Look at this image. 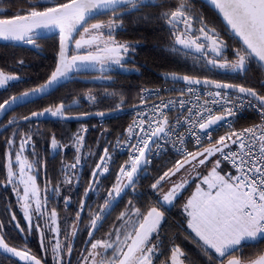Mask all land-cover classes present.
Returning a JSON list of instances; mask_svg holds the SVG:
<instances>
[{
	"label": "snow or ice",
	"instance_id": "6c2138e0",
	"mask_svg": "<svg viewBox=\"0 0 264 264\" xmlns=\"http://www.w3.org/2000/svg\"><path fill=\"white\" fill-rule=\"evenodd\" d=\"M209 2L226 21L231 33L241 41L240 47L233 50L235 58H228L225 54L227 43L214 27H209L202 15L194 14L188 0L155 5L166 8L157 19L169 26L174 41L172 51L185 55L196 54L198 60L204 61L205 67L231 73L245 72L252 60L264 64V0ZM29 5L28 8L19 9L10 19L0 18V40L23 42L37 48V41L43 33L55 32L59 37L57 63L44 84L0 103V113L9 111L19 103L28 102L30 98L47 94L55 86L81 72L95 71L101 74V78L111 79L105 74L117 67L124 69L126 57L130 50L134 51V46L117 41L113 33L123 27L124 16L144 6V0H29ZM100 16L108 18L99 19ZM18 79V76L0 70V87ZM165 79L182 82L185 87L173 89L180 93L176 101L165 103L161 100L159 104H152L149 111L138 113L125 130L127 140L121 142L120 146L128 152L129 159L120 165L115 183L107 190L103 204L91 217L88 240L85 241L90 244V248L84 249L78 264H154V258L161 248L159 228L165 219V211L162 209L173 206L192 180L191 175H181L182 170H186V166L195 170L201 166L206 167L208 163H212L211 169L206 175L196 173L199 183L183 205L186 226L194 234V242L207 258V264H264V249L254 250L252 254L244 251L246 244L264 240V95L252 87L208 77L169 73ZM198 87L206 90L203 99L195 92ZM185 93L189 96L196 94V100L186 101ZM152 95H159V90H141V105L144 108L149 107L145 100ZM88 98L93 101L96 99L90 93ZM120 99L123 102L122 96ZM249 106L257 109L261 123L240 130L232 129L212 141L211 130L214 127L223 124L231 129L230 122ZM70 107L60 103L54 108L32 111L20 119L25 122L44 116L80 119V116L67 115ZM177 107L180 116L172 124L167 111ZM96 115L103 117L106 113L99 112ZM19 122L14 117L4 127L16 126ZM181 128H184V132L180 131ZM86 131L81 129V132ZM18 134L19 149L15 151V159H12ZM188 136L199 146L197 151L185 148ZM203 136L208 139V147L202 146ZM83 141L82 134L74 137L78 155L75 163L65 166L64 184L71 185L74 178L78 179L76 170L83 166L79 155ZM5 142L9 150L6 153L7 184L4 186H13L28 232L35 227L41 235V247L45 248V230L58 237L61 229L55 208L47 211L48 186H45L42 198L36 175L32 174L40 161H29L23 156L26 147L32 144V136L14 128L12 136ZM168 145L181 159L176 160L172 167L163 171L151 184V189L158 193L156 204L145 214L132 201H128L125 211L120 213L104 237L95 239V233L103 226L114 204L126 190L135 191L141 174L151 164L152 156L165 151ZM233 145L237 146L236 150H233ZM59 146L53 136L51 148L55 150ZM32 155L35 157L37 154L33 151ZM112 158L109 148L105 147L99 162L92 169V179L85 189L84 199L79 201L80 210L76 212L71 232L65 237L66 242L61 244L57 239L52 247L53 264H71L74 251L71 241L78 234L81 213L87 206L86 198L89 191L99 190L100 177L109 173ZM224 161L230 162L235 174L231 171L221 174ZM14 165L17 166L15 169ZM178 175H181L179 180L176 179ZM164 184L170 185L166 191L163 190ZM51 192L53 196H58L60 185L53 187ZM70 202V197H65L66 207ZM34 216L36 221L44 220L43 228L40 223L33 221ZM11 221L18 231H25L15 213L11 215ZM4 228L5 224L0 222V250L18 257L24 264H42V260L31 254L26 245L23 249L10 246L6 242ZM185 259V252L179 245L173 244L170 260L162 264H185Z\"/></svg>",
	"mask_w": 264,
	"mask_h": 264
},
{
	"label": "trees",
	"instance_id": "16d2710c",
	"mask_svg": "<svg viewBox=\"0 0 264 264\" xmlns=\"http://www.w3.org/2000/svg\"><path fill=\"white\" fill-rule=\"evenodd\" d=\"M5 3L0 5V9H8L15 12L22 0H4ZM25 2V0H23ZM174 0H148L139 11H133L130 15L122 18L123 27L117 29L113 35L120 42H127L134 46V51L129 52L131 60L138 63L134 70L116 68L114 71L107 73L111 79H99L95 71L81 72L79 75L85 78H97L96 83H85L80 80H69L63 83L51 95L42 100L28 103L16 108L13 114L18 117L24 116L36 109L43 107H53L58 102L69 103L75 101L78 106L72 109L73 112H111L116 109L130 108L139 102L140 89L144 85H156L165 80L161 74L166 72H177L184 74L205 75L208 73L204 68H200L189 60L190 58L182 57L180 54L173 52L167 46L173 44V38L169 33V26L163 20L157 19L158 15L166 10L155 6L159 3L171 4ZM29 4V0H26ZM192 6L194 14L202 15L209 27H214L218 33L222 34L228 47L225 54L228 58H235L233 50L240 47L241 42L233 36L217 15V13L206 3L201 0H188ZM99 19H107V16H100ZM93 22V21H92ZM37 43L39 47L36 49L27 48L15 43H0V70L6 74H12L19 77L16 81H11L7 85L0 87V103L13 95L27 91L30 88L38 87L43 84L50 76L51 71L55 68L58 55L59 37L57 34L40 38ZM131 60L125 62L132 65ZM23 61V63H20ZM125 64V65H126ZM193 69V70H192ZM189 71H199V74L190 73ZM205 71V73H203ZM202 72V73H201ZM235 83L242 84L246 87H252L257 90L260 95H264V68L256 60H252L245 72H240L234 78ZM89 93L95 96V100L88 98ZM115 93L116 95H111ZM123 97L121 102L120 97ZM119 105V108H117ZM105 121L100 123L99 118H92L88 121H62V145H67V157L73 158L74 137L81 134L82 125L86 126L87 133L83 141L84 157L90 156L94 151L96 159H100L103 155L105 147H113L114 140L123 134L129 124L128 116L120 117H104ZM254 121L253 116L240 117L236 121V125H245ZM33 122H21L11 127L5 135L13 132L14 128H18L22 134H31L39 145L37 148L43 153V144H46L49 138H53V134L49 131L36 130L33 131ZM36 126L50 127L48 123L35 124ZM34 126V127H36ZM47 129V128H46ZM44 129V130H46ZM84 134V132H82ZM53 135V136H52ZM7 139V138H6ZM6 139L0 140V220L8 229L12 226L11 216L6 209L5 200L11 195L8 187L5 188L6 181V153L8 146ZM16 146L13 150L19 149L20 135L16 136ZM110 162V171L100 178L99 190L100 194H107V190L112 187L116 180V173L121 164L127 161V155L114 152ZM179 157L168 154L151 160L148 166L141 174L136 189L129 192L116 207L112 222L116 221L115 214H119L126 209L127 200L132 201L135 207L139 208L146 214L147 210L156 204L157 193L151 189V184L159 175L172 167ZM95 160V159H94ZM94 165V164H93ZM92 165V166H93ZM92 168L89 169L92 172ZM91 174V173H90ZM10 188V187H9ZM182 201L173 206H165V219L161 222L159 228V241L161 248L159 250V263L165 262L171 256V248L173 244H177L186 254L185 264H207V258L194 242V234L191 233L186 226L185 214L181 206ZM9 235V234H8ZM155 239V237H154ZM9 243H13L12 237H6ZM264 249V240L255 243L246 244L244 251L246 254H252L254 250ZM168 262V261H167ZM0 264H21L17 260L0 252ZM218 264V262H217Z\"/></svg>",
	"mask_w": 264,
	"mask_h": 264
},
{
	"label": "flooded vegetation",
	"instance_id": "af4514ba",
	"mask_svg": "<svg viewBox=\"0 0 264 264\" xmlns=\"http://www.w3.org/2000/svg\"><path fill=\"white\" fill-rule=\"evenodd\" d=\"M4 3H5L4 0H0V5L4 4ZM15 14H17V13H13L12 11L10 12V11H8V9L7 10L6 9H0V18L9 19V18H12V16H14ZM93 22H95V21H93ZM196 26L199 27L198 24ZM105 35H107V34L105 33ZM220 35L223 38L222 34H220ZM223 40H224V38H223ZM131 59L132 58L128 55L126 57L125 62H127L128 60H131ZM232 59H234V58H232ZM131 62H132L131 66L125 63L126 64L125 69L134 70L133 67H135L137 65L135 63H138V61L131 60ZM114 70H116V68H114L112 71H114ZM207 70H208L207 74L202 75V76L199 75V77H203V78L208 77V78L213 79V80H218V81L232 83V84H239V83L233 82V81H235L234 78L237 77V75L239 73H231V72H225V71H220V70H215V69H209L208 67H207ZM105 75L109 76V75H107V73ZM93 76H97L101 80L105 79V78H101V74L98 72L96 74H93ZM193 76H195V75H193ZM239 85H242V84H239ZM50 95H48L44 98H47ZM44 98H42V99H44ZM42 99H39V100H42ZM60 103H62V101L58 102L56 105H58ZM56 105H54L53 108ZM76 107H74V108H76ZM45 108H47V107H45ZM45 108L43 107L42 109H36L35 111H41ZM74 108L68 109L67 115L82 113V112H73L72 109H74ZM11 112H13V111H11ZM11 112L3 118V120L0 122V126L7 123L8 120H10L14 117L17 118L18 120L23 117V116L18 117L16 114H13ZM30 113H28L24 116H27ZM83 113H85V112H83ZM62 121L63 120H58V119L32 120V122L35 124H41L43 122L48 123V125H50V127L36 126V127H33L32 130L33 131H36V130L42 131L43 130L44 131L43 133L49 131L50 134L54 135L55 139L59 142L60 146L57 149L53 150L51 148L52 138H49L47 143L43 144V150L44 151L41 154L37 148L39 145H37V142L35 141L36 139L34 137H32V144L29 145L28 147H26V149L23 153L25 155V157H27L28 160H30V161H32L33 159L40 161V163L36 165V171L33 172L34 175H36V183H37L39 189L41 190L42 198L45 194L44 193L45 186L46 185L48 186L49 191L47 192V196H48V203L46 206L47 211L50 212L53 208H55V210L58 213V224H59V227L61 229V232H60L59 236L57 237L51 231L45 230L43 241H44V245H45V248L47 249V251H45V248L41 247V235L36 230V228L33 227L32 231L28 232L27 222L24 220V218L22 216L21 209L17 203L16 193L13 192V186L12 185L4 186V185H6V183H4V185H3L5 188H7L9 186L10 188L8 187V190L11 191V195L8 196V198L5 200L6 206H7L6 207L7 212H9L10 216L13 213H15L17 220L20 222V226L25 229V231L23 233H21L20 231H18L16 229V227L14 226V223L12 222L11 228L8 229L7 227H5L4 232L7 234L8 237L9 236L12 237L14 242L9 243L7 240L6 241L10 245H12L14 247H18L20 249H23V247L26 245L27 248L31 250V254H34L38 258H40L44 264H53L52 247L57 242V239L61 242V244H64L66 242L65 237L71 232V225L75 221L76 212L80 210L79 201L81 199H84L85 189L88 188L89 181H90V179H92V176L90 174L91 169H89V168L93 167L92 169H94L96 166V163L99 162V159H96L97 156H96V153H94V151H92L90 153V156L85 158L84 154H83V148L81 147V151H80L79 155L82 157L81 163L83 166L76 170V172L78 173V179L74 178L73 183L71 185L63 183L65 175H66V172L64 170L65 166L75 163V158L78 155V153L76 152V149L74 146V150H75L74 157L73 158L67 157V145H64V144L62 145ZM80 122H82V121H80ZM19 123H21V122H19ZM59 123H61V125H58ZM11 127H13V126L8 127L6 130H4L2 133H0V140L6 139V138L8 139L9 137L12 136L13 132L10 133L8 136L5 135L6 132L11 130L10 129ZM44 129H46V130H44ZM84 129H86V126L84 127ZM86 133L87 132H84V134H82V132H81V134L84 136V138L86 137ZM15 151H17V150H13L12 158L15 157ZM33 151L37 154L35 157H33V155H32ZM197 169L193 170L191 167L186 166V170H182L181 175H183V176L191 175L192 180L190 181L189 186H187L186 189L182 192L181 196L175 201L174 205L178 204L180 202L182 196L185 194V192L189 189L190 185L193 183V179L195 177ZM68 171L70 172L71 170L69 169ZM181 175H178L176 177V179L179 180L181 178ZM57 185H60L59 195L53 196L51 189ZM166 185H168V187H170L169 184H164V186H166ZM129 192L134 193V191L131 189L127 193H129ZM126 194H125V196H126ZM105 196L106 195H104V194H102V195L100 194V190L89 191L88 197L86 198V205L87 206L83 209V211L81 213L80 222L78 223V228H79L78 234L75 237V239L71 241L73 243V247H74V251H73V254L71 256V264H78V260L80 259L81 253L84 251L85 248H90V244L85 243V241L88 240V235H87L88 230H89L88 225H90L91 217L95 214V212L103 204ZM65 197H70V200H71V202L67 205V207L65 206V203H64ZM157 197H158V193H157ZM157 199L155 202H157ZM115 209L104 220L103 226L100 228V230L95 233V237H94L95 239L103 238L105 233H107L108 230L113 226L114 222H112V220H113L112 215H113ZM33 221L40 223L42 228L44 227V220L36 221V217L34 216ZM0 222H2V221L0 220ZM84 254L86 255L87 253L84 252ZM67 259H68V257L65 255V261H67ZM159 259H160V255L157 254V256L154 258V264H158Z\"/></svg>",
	"mask_w": 264,
	"mask_h": 264
},
{
	"label": "built area",
	"instance_id": "2783aa9c",
	"mask_svg": "<svg viewBox=\"0 0 264 264\" xmlns=\"http://www.w3.org/2000/svg\"><path fill=\"white\" fill-rule=\"evenodd\" d=\"M264 83V80L262 81V84ZM185 87L183 83L181 82H171V81H164L162 83L156 84V85H144L140 89V95H139V102L136 104V107H130L125 109H120L115 112H113L109 117H120V116H128L129 117V124L133 122V120L137 117L138 113L149 111L152 104H159L161 100H163L165 103H168L170 101H176L177 98L180 96V93L178 91H174L173 89H179ZM147 89V90H159V95H152L148 97L145 100V103L149 106L148 108H144L143 105H141V90ZM206 90L203 87H198L195 92L196 94L201 95V98L203 99V93ZM207 91H215V89H207ZM196 94L189 96L187 93L184 95V99L186 101H195L196 100ZM234 95V93H231ZM167 111V110H166ZM219 111V109H217ZM167 115L169 117L170 123L174 124L176 121V118L180 116V110L179 108H173L171 111H167ZM246 116H253L254 121L245 124V125H236V121L240 117H246ZM232 128L230 129L227 125H220L219 127H214L212 132V141L214 142L215 139H218L220 135H224L226 132H229L232 129L240 130L242 128L250 127L254 124L261 123V116L257 109L255 107H245L242 111H240L234 120L231 122ZM128 124V126H129ZM127 126V127H128ZM127 129V128H126ZM181 132H184V128L180 129ZM127 140V137L125 136V132L123 134H120L113 142V151H117L119 153H123L127 155V160L129 159V154L127 151H125L123 148H121L120 143L125 142ZM185 148L188 151H197L199 146L196 145L195 140L192 139L190 136L186 138L185 142ZM202 146L207 147L209 146L208 139L206 136L202 137ZM233 150H236V145H233ZM168 154L175 155L181 159V156L177 155L176 152L171 148L170 145L166 147L165 151H162L159 155H153L151 160L166 156ZM227 162V161H225ZM230 166V162H227ZM233 174H235V169L232 168Z\"/></svg>",
	"mask_w": 264,
	"mask_h": 264
},
{
	"label": "water",
	"instance_id": "95a60500",
	"mask_svg": "<svg viewBox=\"0 0 264 264\" xmlns=\"http://www.w3.org/2000/svg\"><path fill=\"white\" fill-rule=\"evenodd\" d=\"M201 1H203L204 3H206L207 5H209L216 13H217V15L221 18V20L223 21V23L225 24V26L227 27V25H226V21L223 19V17L215 10V8L211 5V3L209 2V0H201ZM146 2H148V0H144V3H146ZM10 19V18H9ZM228 29V28H227ZM228 31L231 33V31L228 29ZM51 34H56L55 32H51V33H49V32H45V33H43V35H42V37L41 38H43V37H46V36H49V35H51ZM232 34V33H231ZM233 35V34H232ZM233 36H235V35H233ZM236 37V36H235ZM238 40H239V38L238 37H236ZM240 41V40H239ZM241 42V41H240ZM0 43H15V44H17V45H20V46H24V47H27V48H31V49H36V48H34L32 45H27V44H25V43H23V42H15V41H3V40H0ZM69 54H71V52L69 53ZM57 58H58V55H57ZM57 63V62H56ZM261 64V63H260ZM262 65V67L264 68V64H261ZM169 73H176V74H178V75H189V74H183V73H177V72H166V73H164V74H161L162 75V77L165 79V76L167 75V74H169ZM190 76H193V75H190ZM196 77H199V76H196ZM199 78H203V77H199ZM70 80H80V81H83V82H85V83H96V82H98L99 81V79H97V78H85V77H81V76H79V75H73V77L70 79ZM165 80H167V81H171V82H179V81H173V80H171V79H165ZM47 81V80H46ZM45 81V82H46ZM69 81V80H68ZM44 82V83H45ZM67 82V81H66ZM222 82V81H221ZM43 83V84H44ZM63 83H65V82H63ZM63 83H61V84H59V85H57V86H55L52 90H50L47 94H44V95H42V96H38V97H36V98H30L29 100H28V102H24V103H19V104H17L16 106H14V107H11L10 108V110L9 111H7V112H4V113H0V122L3 120V118L7 115V114H9L11 111H14L16 108H18V107H20V106H23V105H26V104H28V103H31V102H34V101H36V100H39V99H42V98H44V97H46V96H48V95H50L52 92H54L56 89H58ZM182 83V82H181ZM225 83H227V82H225ZM232 84V83H231ZM42 85V84H41ZM246 87V86H245ZM24 92V91H23ZM22 93V92H21ZM21 93H18V94H16V95H19V94H21ZM64 104H66V105H71V107L69 108V109H71V108H74V107H76V106H78V103L77 102H75V101H72V102H69V103H64ZM137 105H134L133 107H136ZM88 113V115H86V116H83L82 114H84V113H79V114H70L69 116H80L81 118L80 119H61V118H57V117H51V116H44V117H40L39 119H33V120H50V119H58V120H63V121H88V120H90V119H92V118H104V117H107V116H109V115H111L113 112L111 111V112H104V113H106V115H104L103 117H101V116H99V115H96V113H99V112H87ZM30 115V114H29ZM28 116V115H27ZM19 121L20 122H25V121H23L22 119H19ZM30 121H32V120H30ZM5 125H7V123H5V124H3V125H1L0 126V133H2L4 130H6L8 127H10V126H8V127H4ZM208 147V146H207ZM130 190V189H129ZM129 190H126V193L129 191ZM125 193V194H126ZM125 194L122 196V198H120L119 199V201L117 202V203H115L114 204V206H113V208L111 209V211H110V213H112V211L116 208V206L120 203V201L123 199V197L125 196ZM109 213V214H110ZM108 214V215H109ZM108 215L105 217V219L108 217ZM104 219V220H105ZM104 222V221H103ZM7 242V241H6ZM8 243V242H7ZM10 245V244H9ZM10 246H12V245H10ZM12 247H14V246H12ZM0 252H2L3 254H5V255H7V256H9V257H11V258H13V259H15V260H17L18 262H20V263H22V264H24V262H22V261H20L19 260V258L18 257H13V256H11L10 254H7V253H4L3 252V250H0ZM38 258V257H37ZM42 264H44L43 262H42Z\"/></svg>",
	"mask_w": 264,
	"mask_h": 264
},
{
	"label": "rangeland",
	"instance_id": "374dc122",
	"mask_svg": "<svg viewBox=\"0 0 264 264\" xmlns=\"http://www.w3.org/2000/svg\"><path fill=\"white\" fill-rule=\"evenodd\" d=\"M19 4V6L16 8V10H15V12L14 13H18V10L19 9H21V8H28L30 5L29 4H27L26 3V0H25V2L22 0V2L21 3H18ZM107 34V33H106ZM173 43H174V41H173ZM172 45L173 44H171V45H169V46H167V48L169 49V50H171L172 51ZM58 51H59V47H58ZM174 52V51H173ZM178 54H180V53H178ZM183 58L184 57H186V58H190L189 60H191V62L192 63H194V64H196V65H198L200 68L202 67V68H204L206 71H207V67H205L204 66V61L203 60H198L197 59V56H196V54H190V55H185V54H180ZM193 70V69H192ZM190 73H196V74H199V71H189ZM202 73V72H201ZM203 73H205V71L203 72ZM184 74V73H183ZM189 75H192V74H189ZM193 75H195V74H193ZM195 76H199V75H195ZM264 80V79H263ZM262 80V81H263ZM262 81H261V83H262ZM264 84V83H263ZM117 110H120V109H116V110H114V111H112V112H115V111H117ZM108 117V116H107ZM100 119V123H103L104 121H105V118H99ZM58 125H61V123H59ZM34 126H36L35 125V123H33L32 124V127H34ZM85 126L84 125H82V128H84ZM114 152H117V151H113L112 150V148H111V154L113 155V153ZM117 153H119V152H117ZM23 156H25L24 154H23ZM12 159H15V157H13ZM30 161V160H29ZM17 166H15L14 165V169L16 168ZM211 167H212V163H208L207 164V166L205 167V166H201V167H199L198 169H197V171H196V173L197 172H199L200 173V175L202 176V175H206L207 173H208V171L211 169ZM221 169H222V172H221V174H223L224 172H228V171H231L232 172V167L227 163V162H222V164H221ZM233 173V172H232ZM32 174H34V173H32ZM197 183H199V180L198 179H196V174H195V177H194V179H193V183L190 185V187H189V189L185 192V194L182 196V198H181V201H182V204L184 205L185 203H186V201H187V199L192 195V193L195 191V189H196V184ZM20 188H21V194H22V185L20 186ZM168 188V185H166V186H163V190L165 191L166 189ZM129 200H131V199H128L127 200V204H128V201ZM183 205L181 206V209H182V211H183ZM123 211H125V209L123 210ZM184 213V212H183ZM185 214V213H184ZM119 216V214H115V217H118ZM170 260V257H169V259H165L164 261L165 262H167V261H169ZM159 264H162V263H159Z\"/></svg>",
	"mask_w": 264,
	"mask_h": 264
}]
</instances>
